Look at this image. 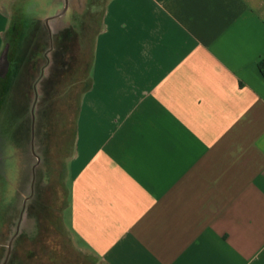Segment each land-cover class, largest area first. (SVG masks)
<instances>
[{"label": "crops", "instance_id": "1", "mask_svg": "<svg viewBox=\"0 0 264 264\" xmlns=\"http://www.w3.org/2000/svg\"><path fill=\"white\" fill-rule=\"evenodd\" d=\"M99 15L59 124L45 45L13 57L0 7V166L14 159L39 206L62 176V221L95 264H264V0H107Z\"/></svg>", "mask_w": 264, "mask_h": 264}, {"label": "rangeland", "instance_id": "2", "mask_svg": "<svg viewBox=\"0 0 264 264\" xmlns=\"http://www.w3.org/2000/svg\"><path fill=\"white\" fill-rule=\"evenodd\" d=\"M106 2L68 0V8L65 9L66 0H0V7L8 13L10 20L8 37L9 41H13V57L19 43L28 41L30 46L31 41L34 45L36 39L41 43L40 46L45 45L40 47L43 50L40 54L44 64L45 56L50 62L48 73L55 79V105L53 107L52 104V109L59 124L74 116L76 100L88 84L90 55L85 51L80 52L78 41L82 36L83 44L94 40V25L100 20L99 13ZM69 59V62H73L72 67ZM18 69L30 70V66L22 63ZM70 76L72 79H69ZM66 78L68 80L65 81ZM42 129H47L46 124ZM2 162L0 264H95L94 257L83 250L62 221L60 210L62 206H67V192L62 176L60 181L58 177L55 178V192L46 196L45 203L40 206L33 200L25 203V197L30 195V191L24 185L23 193V187L17 183L14 159L4 158ZM23 211L28 217L23 229H18Z\"/></svg>", "mask_w": 264, "mask_h": 264}, {"label": "water", "instance_id": "3", "mask_svg": "<svg viewBox=\"0 0 264 264\" xmlns=\"http://www.w3.org/2000/svg\"><path fill=\"white\" fill-rule=\"evenodd\" d=\"M67 8H68V0H66L65 9ZM9 52H10V45L8 44L6 45L0 59V76H4L9 69Z\"/></svg>", "mask_w": 264, "mask_h": 264}, {"label": "trees", "instance_id": "4", "mask_svg": "<svg viewBox=\"0 0 264 264\" xmlns=\"http://www.w3.org/2000/svg\"><path fill=\"white\" fill-rule=\"evenodd\" d=\"M261 69L263 70L264 73V62L261 64Z\"/></svg>", "mask_w": 264, "mask_h": 264}]
</instances>
